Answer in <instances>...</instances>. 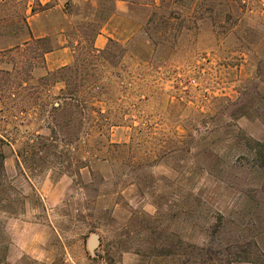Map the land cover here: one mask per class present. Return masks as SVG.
<instances>
[{"label":"rangeland","instance_id":"374dc122","mask_svg":"<svg viewBox=\"0 0 264 264\" xmlns=\"http://www.w3.org/2000/svg\"><path fill=\"white\" fill-rule=\"evenodd\" d=\"M55 1L0 0V264H264V0Z\"/></svg>","mask_w":264,"mask_h":264},{"label":"crops","instance_id":"0c3cea01","mask_svg":"<svg viewBox=\"0 0 264 264\" xmlns=\"http://www.w3.org/2000/svg\"><path fill=\"white\" fill-rule=\"evenodd\" d=\"M35 1L40 7H43V10H41L38 14H34L33 16H31L30 19L32 21L28 25L30 28L32 38L40 39L43 38L45 34L38 35L35 33V30L37 28L35 22L37 21L40 22L42 20V16H44L46 12L59 9V5L55 0H35ZM112 8H113L112 10L113 16L122 17L125 16V14L127 13L129 4H127L123 0H113ZM111 19L112 17L107 19L104 26L95 34L91 42V48L93 49V51H95V53L101 51L104 48L106 42L112 38L111 33L105 30V27L108 25V23L111 22ZM72 54L73 52H71L68 46L62 43L51 50L45 51L42 54L44 70L47 72H51L60 69L62 67H65L66 65H69L73 61Z\"/></svg>","mask_w":264,"mask_h":264},{"label":"trees","instance_id":"16d2710c","mask_svg":"<svg viewBox=\"0 0 264 264\" xmlns=\"http://www.w3.org/2000/svg\"><path fill=\"white\" fill-rule=\"evenodd\" d=\"M129 5H138V6H145L144 3H140L137 1H130V0H123ZM180 1V0H178ZM152 18L149 17L147 22H151ZM49 119L51 120L52 125L57 129L61 136H70V141L76 140L75 138L78 137L81 128V121L83 117V113L75 103H63L61 105L53 106L49 111ZM72 117L73 122L69 123L68 117ZM69 125V127H68ZM37 140L46 141L47 139L38 138ZM2 160L3 157L0 155V177H3V170H2Z\"/></svg>","mask_w":264,"mask_h":264}]
</instances>
